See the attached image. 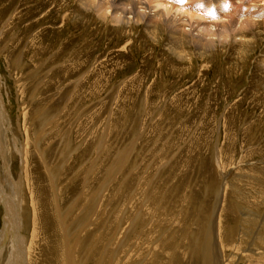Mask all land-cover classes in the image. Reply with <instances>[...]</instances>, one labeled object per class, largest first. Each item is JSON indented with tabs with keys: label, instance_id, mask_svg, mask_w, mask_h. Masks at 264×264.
I'll return each mask as SVG.
<instances>
[{
	"label": "rangeland",
	"instance_id": "obj_1",
	"mask_svg": "<svg viewBox=\"0 0 264 264\" xmlns=\"http://www.w3.org/2000/svg\"><path fill=\"white\" fill-rule=\"evenodd\" d=\"M199 1L172 7L202 25L146 5L156 26L116 29L84 0H0V190L24 188L29 264H264V0Z\"/></svg>",
	"mask_w": 264,
	"mask_h": 264
},
{
	"label": "bare ground",
	"instance_id": "obj_2",
	"mask_svg": "<svg viewBox=\"0 0 264 264\" xmlns=\"http://www.w3.org/2000/svg\"><path fill=\"white\" fill-rule=\"evenodd\" d=\"M122 1V0H121ZM129 1V0H128ZM221 2H223L224 4L227 2V3H229L231 0H220ZM84 2H85V0H84ZM130 2V1H129ZM193 2V1H192ZM192 2H189V4L190 3H192ZM198 2H201V1H199L198 0ZM221 2H219V3H221ZM125 2H123V4H124ZM131 3H134V2H131ZM218 3V4H219ZM87 4V3H86ZM101 4H102V6H100V8L101 9H103L104 8V4H103V2H101ZM117 4H118V2H117ZM212 4V3H211ZM214 4V3H213ZM224 4H223V6H224ZM222 6V7H223ZM233 6V5H232ZM250 6V5H249ZM206 7V6H205ZM99 8V9H100ZM173 8H175L174 7V5H173ZM238 8V7H237ZM120 10V9H119ZM118 10V11H119ZM193 10V9H192ZM226 10V9H225ZM237 10V9H236ZM190 11V10H189ZM238 11H239V9H238ZM198 12V11H197ZM231 12V11H230ZM164 14V13H163ZM161 12H160V14L158 15L159 16V18L163 21V23H162V25L164 24L166 27H167V29H169L170 30V36L171 37H173V38H175V39H177L178 40V38L179 37H181V36H184V34H185V25H183V23H181V21L182 20H175V19H173V20H166L165 18H164V15H163ZM201 14H202V12H201ZM201 14H199V15H201ZM242 14V13H241ZM128 15H132V17L134 16L135 17V20L139 23V22H142V21H146V22H148L147 24H150L151 26H153V25H155L156 26V20L154 19V16L152 15V16H147V14H141V13H139L138 11H136V12H133V13H125V16H126V18H127V16ZM150 15V14H149ZM166 15V14H165ZM194 15H196V14H194ZM228 16V15H227ZM232 16V15H231ZM258 16V15H257ZM262 16V15H261ZM156 17V16H155ZM167 17H169L168 15H167ZM233 17V16H232ZM240 17H241V15H240ZM263 17V16H262ZM231 18V17H230ZM234 18V17H233ZM233 18H231L232 20H233ZM239 18V17H238ZM172 19V18H171ZM182 19V18H181ZM191 18H190V22H191ZM236 20V19H235ZM161 21V22H162ZM189 21H188V23H189ZM234 21V20H233ZM196 23H198V24H200V25H202V23L201 22H196ZM243 23L244 24H249V25H254V24H258L257 22H252L251 24L249 23V21H243ZM158 24V23H157ZM209 27V26H208ZM210 27H213V26H210ZM214 27H219V25H215ZM227 27H229V26H227ZM243 27V26H242ZM229 28H231V27H229ZM189 32H187V34H188ZM235 36V35H234ZM196 37H198V36H196ZM184 38V37H183ZM174 39V40H175ZM200 39V38H199ZM201 40V39H200ZM205 40V39H204ZM206 41H207V39H206ZM183 42V41H182ZM202 42V41H201ZM204 42V41H203ZM178 43V42H177ZM204 44H205V42H204ZM2 114H3V111H2ZM5 114V113H4ZM1 115V114H0ZM5 118V117H4ZM2 119H3V117L2 118H0V123H5V122H3L2 121ZM5 120V119H4ZM15 146V145H14ZM24 147V146H23ZM22 148V147H21ZM0 152L2 151V150H5V148L4 147H1L0 146ZM19 151V153L21 154V156H22V160H23V171L25 172V174L26 175H28L27 173V164H28V158H27V155H26V153L25 152H23V151H21V149L20 150H18ZM27 177V176H26ZM25 184V183H24ZM14 189H15V187H14ZM13 189V190H14ZM24 188H22L21 186L20 187H16V195H14V197L15 198H8L7 199V197L4 195V190L3 189H1L0 190V192H1V195H2V200H3V202L5 201V203L6 204H8V206H9V210L7 209V216L6 217H8V223H7V230L5 231L6 232V237H8L9 239L11 238L13 241H11L12 243H13V245H14V248H12V251H13V249H15V250H17L18 251V253L20 254V256L22 257V262L20 263V264H29V261H30V257H31V249L33 248L32 247V245H28L26 242H27V240L26 239H24V234H23V230H22V228L25 226V224L23 225L22 223H21V220H23L22 219V217H23V205H24V202H25V193H24ZM39 192V191H38ZM21 193H22V195H21ZM40 193V192H39ZM40 194H42V193H40ZM38 196V195H37ZM40 198V197H39ZM41 198H43V197H41ZM36 199V198H35ZM12 200V201H11ZM40 200V199H39ZM42 202V201H41ZM35 207H36V205H35ZM39 207V206H38ZM10 215H12V216H10ZM38 215V214H37ZM18 220H19V222H18ZM43 220V219H42ZM43 232V231H42ZM65 233V232H64ZM35 240V239H34ZM33 241V240H32ZM9 253V252H8ZM12 255V254H11ZM14 256L16 255L15 254V252H14V254H13ZM76 255V254H75ZM67 256V255H66ZM16 257V256H15ZM72 257H73V255H72ZM72 257H71V254L70 253H68V258H69V260L70 261H72ZM67 258V257H66ZM18 259H20V258H18ZM24 260V261H23ZM67 260V259H66ZM75 261V260H74ZM14 262V261H13ZM67 262H68V260H67ZM66 262V263H67ZM10 264H13V263H10Z\"/></svg>",
	"mask_w": 264,
	"mask_h": 264
},
{
	"label": "clouds",
	"instance_id": "obj_3",
	"mask_svg": "<svg viewBox=\"0 0 264 264\" xmlns=\"http://www.w3.org/2000/svg\"><path fill=\"white\" fill-rule=\"evenodd\" d=\"M103 2L105 5L103 9V14L101 12L96 11L95 6ZM242 2V0H241ZM146 5H151L155 7L157 11L164 10L167 12L169 17H172L174 14L179 13L183 17H190L193 21L197 22H207L208 18L206 16H202L199 14L194 15L193 12L189 11L185 8H173L172 3L170 0H134V3L131 2H125L124 4H117V0H88V3L85 4L84 2L81 3V8L86 12H93L96 15L97 20L100 22L110 25L113 28L120 29L123 27H130L131 21H129L125 13H133L138 11L141 14L147 13L149 9L145 7ZM120 9L119 11H115L114 9ZM135 17H132V20L134 21ZM244 20L249 21L251 24L252 22H258L259 18L257 17H251V18H244ZM185 23H188V20L184 21ZM232 19L229 17H223L219 20V32L225 33L228 31L227 26L232 24ZM242 21H237L236 28H239L241 26ZM248 25H246L247 27ZM205 29H201V31H204ZM216 29L213 28V31ZM222 39V36L220 37H209V39ZM229 40H231V33H229ZM237 40L240 39L239 36L236 37Z\"/></svg>",
	"mask_w": 264,
	"mask_h": 264
},
{
	"label": "snow or ice",
	"instance_id": "obj_4",
	"mask_svg": "<svg viewBox=\"0 0 264 264\" xmlns=\"http://www.w3.org/2000/svg\"><path fill=\"white\" fill-rule=\"evenodd\" d=\"M170 2H171V3H178V4H180V5H185V4H187L188 0H170ZM195 7H196L197 9H204V4H202V3H201V4H197ZM223 7H224L225 9H227V8H230L231 5L228 4V3H225ZM207 14H208L209 16H212L213 18L216 17V13H215L214 11H210V12H208Z\"/></svg>",
	"mask_w": 264,
	"mask_h": 264
}]
</instances>
